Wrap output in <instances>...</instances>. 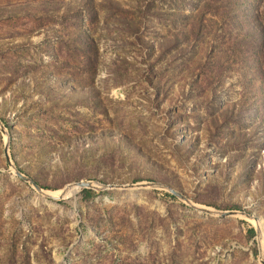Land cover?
I'll list each match as a JSON object with an SVG mask.
<instances>
[{
  "label": "rangeland",
  "instance_id": "obj_1",
  "mask_svg": "<svg viewBox=\"0 0 264 264\" xmlns=\"http://www.w3.org/2000/svg\"><path fill=\"white\" fill-rule=\"evenodd\" d=\"M0 121L162 185L0 131V264H261L264 0H0Z\"/></svg>",
  "mask_w": 264,
  "mask_h": 264
},
{
  "label": "water",
  "instance_id": "obj_2",
  "mask_svg": "<svg viewBox=\"0 0 264 264\" xmlns=\"http://www.w3.org/2000/svg\"><path fill=\"white\" fill-rule=\"evenodd\" d=\"M0 131L2 132V134L6 137V141L4 144V155L6 158V161L9 165V167L14 171V173L22 178L23 180H25L26 182H28L29 184H31L40 194H42L45 197H49L51 199H61L63 197H66L67 195L73 194V192L75 193V191L77 190H81V189H102V188H106V187H112V188H132V187H162V185L156 183V182H147L146 184H138V183H134V184H128V185H104L102 183L93 181V180H80V181H75L72 182L70 184L65 185L64 187L59 189V194H52L50 191L45 190L44 188H42L40 185H38L31 177L23 174L17 167L16 165L12 162L10 155L8 153V131L6 130V127L1 123L0 121ZM173 192V191H172ZM174 194H176L177 196H179L180 198H182L185 202L189 203L192 207L209 213V214H214V215H220V216H227V215H238L241 217H245V218H252L250 216V214L244 212V211H239V210H214L208 207H204V206H199L197 204H192L190 203L187 199H184L181 195L177 194L174 192ZM256 233H257V239H259V232L258 229L256 227ZM259 242V241H258ZM260 263L264 264V257L262 255V253L260 254Z\"/></svg>",
  "mask_w": 264,
  "mask_h": 264
},
{
  "label": "trees",
  "instance_id": "obj_3",
  "mask_svg": "<svg viewBox=\"0 0 264 264\" xmlns=\"http://www.w3.org/2000/svg\"><path fill=\"white\" fill-rule=\"evenodd\" d=\"M82 193H85L88 197L93 196L94 191L92 189H82ZM253 233V229L250 230Z\"/></svg>",
  "mask_w": 264,
  "mask_h": 264
},
{
  "label": "bare ground",
  "instance_id": "obj_4",
  "mask_svg": "<svg viewBox=\"0 0 264 264\" xmlns=\"http://www.w3.org/2000/svg\"><path fill=\"white\" fill-rule=\"evenodd\" d=\"M59 192H60V191H59ZM255 226H256L257 229L259 230V233H261V228H260L259 224L257 223ZM263 257H264V256H263Z\"/></svg>",
  "mask_w": 264,
  "mask_h": 264
}]
</instances>
